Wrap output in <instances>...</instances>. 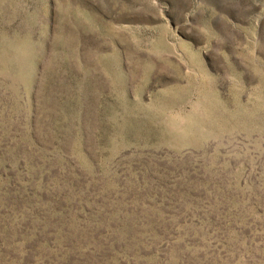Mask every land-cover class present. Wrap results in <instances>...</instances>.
<instances>
[{
	"label": "rangeland",
	"instance_id": "rangeland-1",
	"mask_svg": "<svg viewBox=\"0 0 264 264\" xmlns=\"http://www.w3.org/2000/svg\"><path fill=\"white\" fill-rule=\"evenodd\" d=\"M0 264H264V0H0Z\"/></svg>",
	"mask_w": 264,
	"mask_h": 264
}]
</instances>
